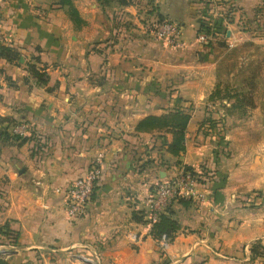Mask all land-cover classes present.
<instances>
[{"label": "crops", "instance_id": "0c3cea01", "mask_svg": "<svg viewBox=\"0 0 264 264\" xmlns=\"http://www.w3.org/2000/svg\"><path fill=\"white\" fill-rule=\"evenodd\" d=\"M228 3L222 33L201 44L204 11L221 16ZM0 11L2 44L20 53L0 57V248L4 227L17 235L2 256L8 264L248 262L251 244L264 245V103L209 97L218 85L244 86L232 54L245 41L264 43L253 35L264 27V0H0ZM161 19L185 26L180 45L148 33ZM28 63L47 73L45 84ZM177 107L190 119L174 156L169 132L135 128ZM209 116L221 122L212 127ZM20 120L35 131L26 141L6 129ZM98 152L87 213L71 219L63 192ZM179 165L200 173V197L174 205L179 227L161 248L136 217L150 186Z\"/></svg>", "mask_w": 264, "mask_h": 264}, {"label": "built area", "instance_id": "2783aa9c", "mask_svg": "<svg viewBox=\"0 0 264 264\" xmlns=\"http://www.w3.org/2000/svg\"><path fill=\"white\" fill-rule=\"evenodd\" d=\"M210 11H212V8H210ZM148 33L169 45L178 46L181 44V25L174 20H154L148 25ZM196 35L197 40L205 45L212 43L216 38L207 29L197 32ZM3 39L4 34L0 26V43L3 42ZM6 129L10 136L16 140H22L35 133L32 124L23 120L7 122ZM102 163L103 153L98 152L89 161L83 174L76 177L65 188L63 194L66 203V213L69 218L76 219L86 215L88 202L101 176ZM176 170L173 176L158 180L148 190L144 200L145 207H143L142 211L147 223L150 225L161 214L165 213L169 207L178 203L179 199L196 200L200 197L198 191L200 173L183 165H179ZM1 238L4 240L3 247L12 248L15 245L7 243L5 237L1 236ZM157 242L163 248L168 245L169 239L163 235Z\"/></svg>", "mask_w": 264, "mask_h": 264}, {"label": "trees", "instance_id": "16d2710c", "mask_svg": "<svg viewBox=\"0 0 264 264\" xmlns=\"http://www.w3.org/2000/svg\"><path fill=\"white\" fill-rule=\"evenodd\" d=\"M62 5L71 4V0H60ZM221 4V3H218ZM223 13L221 16H212V11L210 8L204 11V15L199 19L197 32L207 29L211 32L214 37H217L222 33L219 29V25L222 24V20L225 18L231 17L230 11L231 5L223 4ZM119 33L120 30L118 29ZM116 35V34H115ZM115 35L113 37H115ZM117 36V35H116ZM114 39V38H113ZM107 43L109 46H112L114 40ZM19 51L10 45L0 43V57L6 59L7 61H16L19 58ZM28 72L37 80L38 83L45 84L48 81V75L44 70H40L34 63L27 64ZM233 95L222 94V90L218 87L212 91L209 99L218 100L224 98H231ZM238 101V99H236ZM238 103V102H237ZM190 119V113L183 110L180 107L174 108L161 115H148L140 119L136 124V131H151V130H165L170 133L171 140L166 144V151L174 156L179 155L185 150V134L187 123ZM205 121H207L212 127L220 123V119H212L210 116ZM11 122V121H8ZM28 137L22 139L27 140ZM188 169H192L189 166H185ZM187 199H179L178 203H188ZM173 207H169L165 213L161 214L159 218L151 224V235L155 240H159L161 236H165L169 239V242L172 241L174 232L178 229L179 225L177 221L173 218ZM137 220L147 222L144 217V212L141 210L138 212ZM2 236L7 239V243H16V232L10 228L4 227L1 232ZM264 257V245L260 240H256L250 246V259L248 262H242L241 264H254L257 258ZM0 264H8L7 260L0 256Z\"/></svg>", "mask_w": 264, "mask_h": 264}, {"label": "rangeland", "instance_id": "374dc122", "mask_svg": "<svg viewBox=\"0 0 264 264\" xmlns=\"http://www.w3.org/2000/svg\"><path fill=\"white\" fill-rule=\"evenodd\" d=\"M184 27L185 26H182V33ZM258 29L259 31L256 30L253 35L257 37L256 40L264 41V31H260L264 29V27H259ZM110 40V42H112L114 40L113 37ZM113 45L114 43H112V46ZM232 57L236 60L233 69L239 73H244L246 79L244 80V86L241 88L239 86L218 85L217 87L222 90V94L234 96L231 98H224L221 102L223 104L228 103L229 105L233 102L237 105H251L253 107L256 96H258L257 101L260 100L264 103V43H250L245 41L239 49L234 51ZM40 70H43L42 67H40ZM259 78H261V81H259ZM236 99H238V101H236ZM259 203H264V197L261 195ZM257 264H264V257H261V260H259Z\"/></svg>", "mask_w": 264, "mask_h": 264}, {"label": "water", "instance_id": "95a60500", "mask_svg": "<svg viewBox=\"0 0 264 264\" xmlns=\"http://www.w3.org/2000/svg\"><path fill=\"white\" fill-rule=\"evenodd\" d=\"M13 251V249L11 248H0V256H6L8 254H10Z\"/></svg>", "mask_w": 264, "mask_h": 264}]
</instances>
